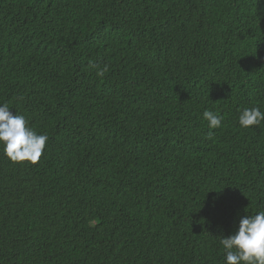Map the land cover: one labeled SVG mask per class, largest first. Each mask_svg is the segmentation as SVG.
I'll return each mask as SVG.
<instances>
[{"label":"trees","instance_id":"obj_1","mask_svg":"<svg viewBox=\"0 0 264 264\" xmlns=\"http://www.w3.org/2000/svg\"><path fill=\"white\" fill-rule=\"evenodd\" d=\"M2 103L48 141L0 148V264H224L264 211V0H0Z\"/></svg>","mask_w":264,"mask_h":264},{"label":"clouds","instance_id":"obj_2","mask_svg":"<svg viewBox=\"0 0 264 264\" xmlns=\"http://www.w3.org/2000/svg\"><path fill=\"white\" fill-rule=\"evenodd\" d=\"M97 74L102 76L103 71ZM203 118L210 129L222 126L223 116L218 113L206 110ZM262 121L264 112L259 107H246L238 117L244 129L258 126ZM47 141L46 134H38L28 126L24 115L14 114L7 103L0 104V148L11 162L37 164ZM219 243L225 253L224 264H264V211L243 216L234 234L219 238Z\"/></svg>","mask_w":264,"mask_h":264}]
</instances>
